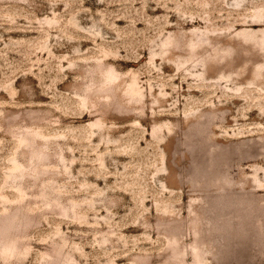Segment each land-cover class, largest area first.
Returning <instances> with one entry per match:
<instances>
[{"label": "rangeland", "instance_id": "rangeland-1", "mask_svg": "<svg viewBox=\"0 0 264 264\" xmlns=\"http://www.w3.org/2000/svg\"><path fill=\"white\" fill-rule=\"evenodd\" d=\"M0 264H264V0H0Z\"/></svg>", "mask_w": 264, "mask_h": 264}]
</instances>
